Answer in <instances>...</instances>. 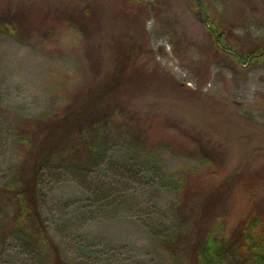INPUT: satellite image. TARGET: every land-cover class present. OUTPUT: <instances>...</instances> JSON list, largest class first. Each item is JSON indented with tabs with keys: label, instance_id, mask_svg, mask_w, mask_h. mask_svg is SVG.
<instances>
[{
	"label": "rangeland",
	"instance_id": "obj_1",
	"mask_svg": "<svg viewBox=\"0 0 264 264\" xmlns=\"http://www.w3.org/2000/svg\"><path fill=\"white\" fill-rule=\"evenodd\" d=\"M206 4L0 0V264H47L42 225L48 264H192L205 226L219 264L264 251V0Z\"/></svg>",
	"mask_w": 264,
	"mask_h": 264
},
{
	"label": "trees",
	"instance_id": "obj_2",
	"mask_svg": "<svg viewBox=\"0 0 264 264\" xmlns=\"http://www.w3.org/2000/svg\"><path fill=\"white\" fill-rule=\"evenodd\" d=\"M193 2H194L195 8H196L198 15H199L202 22H207V20H212L210 18L212 16L209 15V13L202 12L203 9H205L207 7V4H206L207 0H193ZM261 51H263V50H261ZM248 55L254 56L255 51L254 50L249 51ZM76 115L77 114H75V116H74L75 120L80 121L79 116H76ZM65 127H67V126H65ZM68 128H70V127H68ZM64 130H65V128H63L62 130L54 132V134H52V138L50 139L48 144H46L48 146L44 145L43 149L40 150L39 162H38V165L40 167H42L46 162L49 163V160H51L48 156L44 155L45 154L44 151H46L48 149L51 150V148L55 149V150H52L49 152L48 155H50L54 152L58 153L59 150H57V149H60V147H62V145L65 141V140L62 141V134H64ZM73 146H75V145H73ZM42 163H43V165H42ZM31 170L34 171V174H31V172H29ZM23 171H24V173L30 174V177L32 180V186L30 187V189L28 188V190L26 192L24 191V193L29 195V199H30L29 208L31 211V216L28 217L27 221H28L29 225L32 224L33 226L36 227L37 223H39L41 221V220H39L40 214H39V203H38V194H37V186L39 183L40 176L38 175V170L35 169L34 167L24 166ZM17 192H18V190H16L14 194L10 193V197H16V196L18 197ZM17 200H18V205H17V209H16L17 215H11L12 219H13V224L15 225V228L18 226V223H17L18 222V216H19V212H21V210H22V203H23L22 199L19 198ZM116 200H117L116 198L113 199V201H116ZM215 202L216 201H213V200H212V203L210 202L212 207L216 206ZM21 228H23V227L21 226ZM211 228H212V226H205L201 229H198V232H200V234L196 238L197 242H195V244H193L192 248L189 249V252H188L189 257L192 260V264H219V263H222L226 260V258H227L226 248L223 245V241L221 239H219L218 236H216L214 228H212V229ZM16 229H20V227H17ZM42 229H44V232H43L44 238L43 239L41 238L39 240V242H41V244H42L41 248L43 249V252L45 253L46 259L48 258L47 259V264H48V262L51 263L53 261L52 259H49V256L51 254H53V252L56 255L58 250L55 248L54 244L52 243V241H51L49 235L47 234L46 229L44 228L43 225H42ZM24 231H25V229H24ZM242 239H243L244 246H245L244 248L249 253L248 254L249 261L251 260L253 262V264H264V251H262L261 240L258 238H255L254 236H252V234H250L248 236H247V234H244V235H242ZM34 240H36V239H34ZM188 243H189V241H188ZM53 259H55V256ZM58 264H59V260H58Z\"/></svg>",
	"mask_w": 264,
	"mask_h": 264
}]
</instances>
